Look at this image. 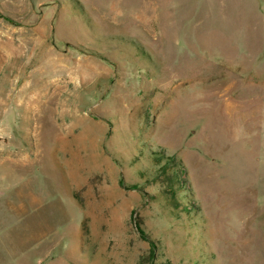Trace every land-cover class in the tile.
<instances>
[{"label": "rangeland", "instance_id": "1", "mask_svg": "<svg viewBox=\"0 0 264 264\" xmlns=\"http://www.w3.org/2000/svg\"><path fill=\"white\" fill-rule=\"evenodd\" d=\"M0 116V264H264V0H0Z\"/></svg>", "mask_w": 264, "mask_h": 264}, {"label": "trees", "instance_id": "2", "mask_svg": "<svg viewBox=\"0 0 264 264\" xmlns=\"http://www.w3.org/2000/svg\"><path fill=\"white\" fill-rule=\"evenodd\" d=\"M153 157L155 158L154 160H156L154 164L151 163V159L150 162L147 161V165L152 169L159 166L155 169L152 180L160 185L165 199L169 203H172L173 207L181 208L183 201L180 193H183V199L187 201V203H185L186 207L188 208L189 204L193 205L191 187L186 179V170L182 163H179L175 156L166 155V152L163 150H161L159 155ZM141 176H145L144 173H142ZM190 210L191 209L188 208L189 213ZM196 211L199 210L197 209Z\"/></svg>", "mask_w": 264, "mask_h": 264}, {"label": "crops", "instance_id": "3", "mask_svg": "<svg viewBox=\"0 0 264 264\" xmlns=\"http://www.w3.org/2000/svg\"><path fill=\"white\" fill-rule=\"evenodd\" d=\"M21 68V67H20ZM14 80V79H12ZM24 100V99H23ZM23 102H26V100L22 101L19 100L18 101V104H22ZM7 103L8 102H4V107L7 106ZM2 104V103H1ZM6 111V110H5ZM2 117V116H0ZM0 152L2 151H12L14 150V155H15V159L18 160V158L21 160L22 158V153H21V149H22V145L20 144L19 141H16L14 143H12V138H11V130H8L7 126L6 127H1L0 128ZM19 151V153H18ZM1 152V153H2ZM25 196H23V194L20 196V201H19V207L20 208H23V206H25L23 200L25 199H28V196H26V194H24ZM30 200V204L32 205L33 202H31L32 200L31 199H28ZM25 210H18L17 212H24Z\"/></svg>", "mask_w": 264, "mask_h": 264}]
</instances>
